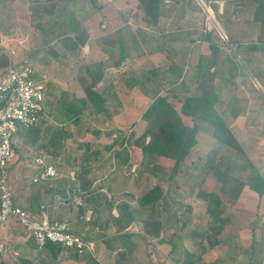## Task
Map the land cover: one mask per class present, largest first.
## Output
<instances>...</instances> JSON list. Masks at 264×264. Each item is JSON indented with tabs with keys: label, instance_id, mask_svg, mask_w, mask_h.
I'll list each match as a JSON object with an SVG mask.
<instances>
[{
	"label": "rangeland",
	"instance_id": "1",
	"mask_svg": "<svg viewBox=\"0 0 264 264\" xmlns=\"http://www.w3.org/2000/svg\"><path fill=\"white\" fill-rule=\"evenodd\" d=\"M33 1L35 0H0V54L4 53L2 57L0 55V62L4 56H7L13 62L9 65L11 68L19 58H25L28 62L32 58V64L35 62L36 66L47 67L46 59L56 58L54 63L50 62L48 69L40 73L44 84L48 79L56 80L61 75L68 77L67 79L73 78L79 65L96 63L94 66H98L100 63L99 66L106 76L96 86L98 92H101V88H104L111 76L114 77L113 89L116 85L117 92L120 93L119 86L125 85L123 88L128 90L125 100L129 107L123 117L125 120L123 129L126 137L130 139L129 143L143 132L145 123L140 116L155 95L166 96L173 107L176 109L180 107V102L171 96L173 91L163 90L164 87L160 84H154L155 88L146 84L130 86L131 74L136 73L138 82H141L144 72L151 69L162 71L170 65L163 83L179 79L180 84H176L174 88L177 96L182 99L188 91L193 92L196 84H193L196 55L210 54L217 57L219 60L216 66L217 78L213 81L214 91L219 96L216 109L243 152L242 155H236L234 151L223 147L222 154L225 157L235 158L239 165L235 176L242 178L247 186L243 188L239 198L231 202L220 193L219 184L215 182L212 174L201 171L200 167L204 163L206 154L216 144L211 137V129L204 123H198L196 144L190 149L189 155L181 163L177 173L172 174L167 180H159L148 170L152 169L156 172L155 175H161L162 171L168 173L173 168L170 162L160 163L157 160L156 166H148L153 160L143 158L135 145H130L128 157L132 164L136 163L135 170L132 169L127 176L132 181L130 189L142 193L154 186L161 187L168 197L167 205L164 207L166 214L173 213L168 221L171 229L159 230L158 225L152 229L153 227L146 225L145 234L142 235L143 240L140 241L146 243L147 241H203L197 235L208 230L211 221L206 213V203L198 198L196 193L197 191L212 192L221 198L223 216L228 217L230 221L220 235V238L224 239L223 243L215 248L213 254L233 256L239 264H264V196L259 198L248 188L256 175L264 181V48L258 38L260 23L253 21L256 5L254 0H212L217 7L215 11L201 0H184L185 2L179 5H172L171 0H168L166 7L171 6V12L168 14L164 12V17L160 19V28L143 23L144 14L136 0H95L93 3L89 0H57L53 17L57 21L54 36L66 30L65 23L69 20L70 14L74 13L79 22L77 31L73 32L74 41L80 38L83 46L81 50L77 49L76 52L74 50V53L64 54L62 57H67L62 60L60 52L57 53L58 57L50 54L51 47H54L58 39L48 46L45 45L50 40L46 36L49 33L42 34L31 24L28 5ZM39 1L46 4L51 2ZM34 25L37 23L34 22ZM137 29H141V34ZM107 30L111 31L107 32ZM207 31L212 33L211 39L215 43L213 46L202 39V35ZM144 33L146 39L151 38L145 40L146 54L142 58L134 57L137 48L135 49V45L132 44L133 39L135 37L139 39ZM115 34L126 35L130 56L118 68L113 66L119 56L117 49H113L111 55L106 57L101 52L102 48L98 41L95 46L93 44L95 38L115 36ZM88 39H92V44L83 45ZM60 41L63 45L61 38ZM234 43L242 47L241 54L235 49ZM252 46L257 48L250 50ZM34 54L35 56L32 57ZM46 55L48 57L45 58ZM71 56L74 58L71 59ZM240 57L248 59L250 64L246 60L245 64L241 62ZM0 66L1 77L8 70L5 66L1 64ZM160 76L162 74H158L157 80L156 78L154 80L159 82ZM160 88L163 92H160ZM61 111L66 115L70 114L65 107H61L59 112ZM85 119L83 121L88 127L85 135L79 138L81 141L78 145L88 142L95 145L99 137L104 138V134H97L94 138L93 131L103 133L107 132L108 128L115 127L111 119L104 114L97 117L89 113ZM184 122L192 126L189 118L184 119ZM21 130L25 129L18 126L14 135ZM86 137L87 141L84 140ZM103 140L110 142L108 137ZM141 158L143 161L139 164ZM118 186L120 189L124 188V184L119 183ZM146 228L156 231V234L151 235L152 232L147 231ZM172 231L175 233L174 237L171 236ZM197 249L198 246H194L193 251ZM212 257L206 258L207 263H214ZM149 258L155 261L156 257L150 253ZM190 261L191 264H202L193 256ZM237 263L231 262V264ZM175 264L180 263L177 261Z\"/></svg>",
	"mask_w": 264,
	"mask_h": 264
},
{
	"label": "crops",
	"instance_id": "2",
	"mask_svg": "<svg viewBox=\"0 0 264 264\" xmlns=\"http://www.w3.org/2000/svg\"><path fill=\"white\" fill-rule=\"evenodd\" d=\"M201 1L203 2V0ZM110 31L107 30V32ZM117 34L93 40L94 46L98 41L102 48L101 52L106 57L112 53L113 42L120 41L124 54L121 55L122 61L115 66L116 68L130 58L126 35ZM71 35L74 39L73 33ZM141 36L144 37L145 33ZM133 41H138V44H141L137 37ZM86 44H92V39H88L83 45ZM81 47L83 46L79 44V50H81ZM71 52L73 51H67L63 54L60 52L59 55L62 57L64 54L67 55ZM142 52V54H136L134 57H144L146 53L143 47ZM66 57H62L61 60ZM70 58L74 57L71 56ZM51 61L54 63L55 58L51 59ZM169 67L170 65L162 71L153 69L157 71V74H162L160 80H158L159 82L155 84H160L165 91L168 87H173L175 92L174 86L180 84L179 79L178 81H171L172 83L170 84L169 82L163 83L167 78ZM111 77L114 79L113 76ZM67 78L61 75L56 80L51 78L46 81L43 112L38 124L30 128L37 131V133L30 135L31 131L25 129L14 136L12 144L13 158L9 166V178L13 189L14 202L18 206L23 207L35 219L41 220V213L44 212L49 223H68L72 234L94 243V250L82 256L74 254L73 251L69 253L62 251L60 254L63 257L52 261L49 249L44 248V246L38 247L31 235L22 230L14 219H9L6 223L0 225V240L5 249L2 264H35L36 262L38 264H175L177 261L180 264H189L192 262L190 261L192 256L196 257L202 264H208L206 260L208 256H213L212 258L215 261L221 263L230 261L237 263L233 256L230 257L228 255L229 257H225L213 254L215 248L221 246L222 242L209 248L205 241L201 244H198L199 241H147V243L146 241H140L143 240L145 226L146 224L148 226V223L149 226L153 227L152 229L156 225H158L159 230H166L170 227L168 223L167 225L162 223L160 218H154V220L146 223L144 211L143 209L140 210L136 203L137 199L146 190L142 193H137L130 189L132 188V185H130L132 181L127 176L136 167V163H131L128 157V147L130 146L123 141L126 138V133L123 129L125 121L123 117H125V111L129 107L125 100L128 90L123 88L125 85L122 82L123 86H119V89H121L120 93L117 92L115 85L112 90L114 94L111 92L110 95L106 94L104 88L106 89L109 84L113 86L114 80H111L112 82L109 81V83L107 81L104 88H101V92L106 94L105 109L102 114L110 118L115 127L108 128L107 132L104 131L105 133L93 131L94 138L97 137V134H104V138L99 137L95 145L88 142V145L83 147L78 145L81 139H79L80 137L77 134L76 126L66 119L68 116L78 112V108L69 105V101L81 99L84 94L74 79ZM194 83H196L195 79ZM195 89L196 84H194L193 91ZM160 92H163L162 88H160ZM189 93L188 91L187 95ZM167 100L169 101L170 99L168 98ZM62 102L68 104L63 107L69 111V115H66L64 111L59 112L62 107V105H59ZM174 109L179 111L176 107ZM89 113L97 117L101 115L96 114L90 108V105L86 104V108L80 114V117L85 118ZM181 119L184 122L187 117L181 116ZM184 124L186 123L184 122ZM56 129L65 131L68 134V138L64 143V150L54 155L51 154V151L49 153L44 152L43 145L48 141L51 131ZM38 137L40 138L38 139ZM107 137L110 142L102 141V139H107ZM84 140L87 141V137ZM84 149L86 152H84ZM136 150L140 151L137 147ZM36 159H42L44 164L41 166L37 165ZM142 161L143 159L141 158L139 164H142ZM164 161L168 160H159L160 163ZM129 165L131 166L130 168L128 167ZM46 166L53 167L57 172V176L42 179L40 173ZM117 182L118 184H124V188L120 189ZM86 183H88V188L82 189ZM160 189L166 200H168L166 193L161 187ZM92 192L103 203L99 208H96L97 203L92 204L95 205L92 208L85 207L86 203L82 196L86 197L85 194H87L88 197ZM74 198L80 199L82 204H76L73 201ZM123 204L128 205V207L123 208ZM146 229L150 232V228ZM134 230L137 231L134 232ZM154 234H156V231L152 230L151 235ZM190 246L191 248H189ZM194 246H198L197 251H193ZM150 253L155 255V261L150 260Z\"/></svg>",
	"mask_w": 264,
	"mask_h": 264
},
{
	"label": "trees",
	"instance_id": "3",
	"mask_svg": "<svg viewBox=\"0 0 264 264\" xmlns=\"http://www.w3.org/2000/svg\"><path fill=\"white\" fill-rule=\"evenodd\" d=\"M49 4L44 2H40L39 0L33 1L28 5V9L30 11V21L31 24L38 28L40 33H49L46 35L50 38L49 41L45 43V45H49L52 41L58 39V42L55 43L54 47H51V55H57L58 52L61 54L66 53L67 51H76L79 44H82L80 38L77 41H74L73 37H71V33L77 31V24L79 22L76 20L74 13L70 14L69 20L66 21V30L61 32L57 36H54L55 28L57 21L53 19L55 12V5L57 0H50ZM93 3L95 0H89ZM138 7L143 12L144 17L142 21L144 24L151 27L160 28V19L164 17V12L170 13L171 6L166 7V2L168 0H136ZM184 0H171V4L179 5ZM203 2L210 7L211 10L215 11L217 7L214 5L212 0H203ZM256 3L254 7V15L253 21L256 23H260V32H259V43L264 48V0H254ZM34 22L37 25H34ZM161 30V29H160ZM137 31L141 34V29H137ZM212 33L207 31L202 35V39L206 40L210 45H215L211 39ZM46 36L44 38H46ZM60 38L62 39L63 45H61ZM151 39V38H150ZM146 37H139L141 44L137 42H132L135 45L136 54H142V47L145 46V40H150ZM60 41V42H59ZM80 41V43H79ZM68 42V44H67ZM77 42V43H76ZM59 45V46H58ZM112 49H117L119 56L115 59V63L113 66H117L122 61L121 55L124 54L123 46L120 41L113 42ZM235 49L243 51L242 47L240 48L237 43H234ZM256 46H252L250 50L256 49ZM42 51V50H41ZM237 52V51H236ZM4 53H1V57ZM135 54V55H136ZM239 56V52L237 53ZM35 56L32 55V57ZM31 57V54H30ZM48 55L45 56V58ZM54 59V58H52ZM56 59V58H55ZM32 60V58H31ZM29 60V63L33 66V68L37 71V79L42 80L41 71L48 69L47 67L36 66L35 62L33 64ZM48 64H50L51 57L46 59ZM114 60V59H113ZM250 64V61L246 58H241L240 61L245 64V61ZM1 65L5 66L6 70L9 69L10 63H13L7 56H4L1 60ZM47 64V65H48ZM219 64V60L216 56L210 54H198L195 63H194V75L196 82V89L193 92H190L184 98L180 99L177 94L174 92L173 87L167 88L168 91L172 90L171 96L174 99H177L180 102L179 111H176L174 107L168 102V98L165 96H157L155 95L146 109L142 112L140 118L144 121L145 126L141 135L133 140V142L129 143L130 139L125 138L123 141L130 145H135L137 147L143 158H149L153 161L148 163L149 165H155L156 160L166 159L168 162L173 165V168L169 170L168 173L162 171V174L155 175L152 169H149L148 172L156 176L159 180H167L170 178L172 174H176L177 170H179L181 163L185 161V158L189 155L190 149L196 144V134L198 129V123H204L208 128L211 129V137L215 140L216 144L208 151L206 154V158L202 167H200L201 171L205 174H209L213 176L216 183L219 184L218 190L220 193L229 199L231 202L236 201L239 198L240 193L243 188L247 186L245 181L235 176L237 168L239 165L235 158L225 157L222 154V148L232 150L236 153V155H242V148L232 135L229 130L227 124L224 122L218 110L216 109V104L219 102V96L217 92L214 91L213 81L217 75L216 66ZM96 63L83 64L79 65L78 69L73 76L72 79H75L77 86L83 91V98L77 99L74 101H69V105L78 108V112L74 115L68 116L67 121L71 122L77 128V134L79 137H83L88 124H86V120L84 117H80L83 110L86 108V104L90 105V108L96 114L104 113L105 103H106V94L110 95L113 90V86L111 84L104 88L106 94L103 92H98L96 86L99 82L103 80L106 76V73L102 68H100L101 64L98 66H94ZM237 66V65H236ZM240 67V66H239ZM237 68V67H235ZM241 68V67H240ZM136 73L130 75L132 84L130 86L137 85H148L152 88H155V83H158L154 79L157 80V71L151 69L150 71L144 72L141 82H138V78H136ZM109 76V75H108ZM139 77V76H138ZM113 80L108 79V81ZM43 82V80H42ZM112 82V81H111ZM172 83L169 81V84ZM44 84V83H43ZM111 92V93H110ZM44 93H45V84H44ZM157 93V92H156ZM114 94V92L112 93ZM68 105L65 102H62L59 106ZM181 116H185L190 119L192 122V126L184 124L181 119ZM234 116V115H233ZM29 129L33 135L37 133L34 129ZM40 137H38L39 139ZM68 138V134L60 129H56L51 131L49 134L48 141L45 145H43V151L51 154L57 155L62 150H64V143ZM34 140H38L37 138H33ZM88 144L84 143L82 146L85 147ZM82 148V147H81ZM125 151V150H124ZM84 152L86 150L84 149ZM87 154V153H86ZM131 167L130 165L128 166ZM164 178V179H163ZM82 189L88 188V183L83 185ZM248 188L257 194L260 198L264 196V181L259 176L256 175L252 181V184L248 186ZM94 193H90L87 197L82 196L85 200V207H94L96 204V208H99L103 203L99 201V197H95ZM196 195L202 201L206 203V213L209 216L211 224L209 225L208 230H204L199 233L197 236L200 237L201 240L207 243L209 248H212L221 242L224 239L220 238V235L226 225L230 223L229 218L223 216V202L221 198L215 193L212 192H203L197 191ZM133 200L136 201L132 197ZM99 202V203H98ZM137 207L143 209L144 214L146 216V223L154 220V218H160L162 223L167 225L173 213L166 214V210L164 207L167 205V200L163 195L159 186H154L146 193H144L139 199L136 201ZM123 208H127L128 205H122ZM171 214V215H169ZM147 225V224H146ZM149 225V223H148ZM163 225V224H162ZM152 228V226H150ZM171 229V227H170ZM166 230H169L167 228ZM152 232V229H150ZM171 236L174 237L175 233L172 231ZM203 241H199L198 244ZM223 243V242H222ZM44 248H47L51 252V260L56 261L57 259H61L63 256L60 254L62 251L66 253L72 252V250L64 249L60 245H56L50 242H47L44 245ZM204 248V246H203ZM74 254L77 255L76 251H73ZM2 254V259H3ZM191 264V263H189ZM209 264V263H208ZM210 264H231L230 262H217Z\"/></svg>",
	"mask_w": 264,
	"mask_h": 264
},
{
	"label": "built area",
	"instance_id": "4",
	"mask_svg": "<svg viewBox=\"0 0 264 264\" xmlns=\"http://www.w3.org/2000/svg\"><path fill=\"white\" fill-rule=\"evenodd\" d=\"M18 60L0 77V225L14 219L22 230L34 238L38 247L50 242L76 251L78 255L90 253L94 250V243L72 234L68 223H49L44 212L41 213V220L35 219L14 202L8 175L13 158L14 134L18 126L31 128L38 124L45 100L44 84L37 79L36 69L27 59ZM36 163L41 166L44 161L36 159ZM56 176L57 172L51 166H46L40 173L42 179ZM73 201L82 204L80 199L74 198ZM3 252L4 245L0 240V264Z\"/></svg>",
	"mask_w": 264,
	"mask_h": 264
}]
</instances>
